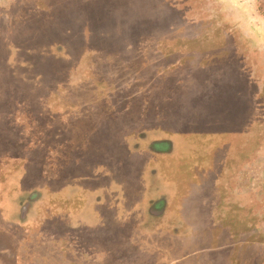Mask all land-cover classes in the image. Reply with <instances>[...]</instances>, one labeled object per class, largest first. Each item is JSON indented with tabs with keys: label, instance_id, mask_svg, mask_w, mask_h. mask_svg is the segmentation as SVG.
I'll list each match as a JSON object with an SVG mask.
<instances>
[{
	"label": "rangeland",
	"instance_id": "1",
	"mask_svg": "<svg viewBox=\"0 0 264 264\" xmlns=\"http://www.w3.org/2000/svg\"><path fill=\"white\" fill-rule=\"evenodd\" d=\"M0 264H264V0H0Z\"/></svg>",
	"mask_w": 264,
	"mask_h": 264
}]
</instances>
